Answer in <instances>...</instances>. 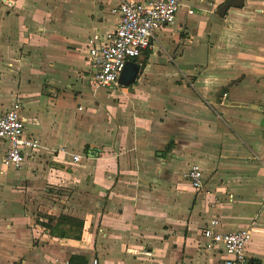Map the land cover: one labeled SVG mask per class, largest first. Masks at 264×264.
Returning <instances> with one entry per match:
<instances>
[{
  "label": "crops",
  "instance_id": "crops-1",
  "mask_svg": "<svg viewBox=\"0 0 264 264\" xmlns=\"http://www.w3.org/2000/svg\"><path fill=\"white\" fill-rule=\"evenodd\" d=\"M224 1L179 0L133 83L100 89L87 39L115 2L0 0V116L19 102L40 142L13 168L0 139V264H221L212 218L264 264V0Z\"/></svg>",
  "mask_w": 264,
  "mask_h": 264
},
{
  "label": "built area",
  "instance_id": "built-area-1",
  "mask_svg": "<svg viewBox=\"0 0 264 264\" xmlns=\"http://www.w3.org/2000/svg\"><path fill=\"white\" fill-rule=\"evenodd\" d=\"M111 1L115 2L112 12L119 16L117 25L102 35L93 34L87 39L94 88H117L118 77L126 61L137 58L149 48L156 32L175 21L180 7L179 0ZM20 108L19 102H13L0 116V139L7 144L2 156L5 167H20L28 152L40 146L36 137L26 134ZM78 159V155H73L74 161ZM185 177L194 189L202 188L203 175L198 165H192L185 172ZM218 225L219 221L212 218L203 227L205 247L220 246L224 253L221 264H249L245 246L251 239L250 229L222 232Z\"/></svg>",
  "mask_w": 264,
  "mask_h": 264
},
{
  "label": "water",
  "instance_id": "water-1",
  "mask_svg": "<svg viewBox=\"0 0 264 264\" xmlns=\"http://www.w3.org/2000/svg\"><path fill=\"white\" fill-rule=\"evenodd\" d=\"M245 0H225L216 10V14L224 16L230 7L241 8ZM139 71V65L131 60L126 61L118 77V82L124 85L133 83ZM224 93V90L222 91Z\"/></svg>",
  "mask_w": 264,
  "mask_h": 264
},
{
  "label": "trees",
  "instance_id": "trees-1",
  "mask_svg": "<svg viewBox=\"0 0 264 264\" xmlns=\"http://www.w3.org/2000/svg\"><path fill=\"white\" fill-rule=\"evenodd\" d=\"M136 59H139V56H138ZM56 222H57V224L62 222V221H61V216H60L59 218H56ZM79 227H80V226H79ZM63 233H64V232H61V234H63Z\"/></svg>",
  "mask_w": 264,
  "mask_h": 264
},
{
  "label": "rangeland",
  "instance_id": "rangeland-1",
  "mask_svg": "<svg viewBox=\"0 0 264 264\" xmlns=\"http://www.w3.org/2000/svg\"><path fill=\"white\" fill-rule=\"evenodd\" d=\"M101 89V88H100ZM99 91H101V90H99ZM103 91V90H102Z\"/></svg>",
  "mask_w": 264,
  "mask_h": 264
}]
</instances>
